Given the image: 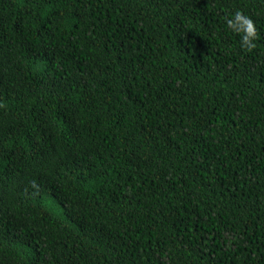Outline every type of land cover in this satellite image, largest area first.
<instances>
[{
    "label": "trees",
    "instance_id": "16d2710c",
    "mask_svg": "<svg viewBox=\"0 0 264 264\" xmlns=\"http://www.w3.org/2000/svg\"><path fill=\"white\" fill-rule=\"evenodd\" d=\"M0 264H264V0H0Z\"/></svg>",
    "mask_w": 264,
    "mask_h": 264
},
{
    "label": "clouds",
    "instance_id": "9594fccd",
    "mask_svg": "<svg viewBox=\"0 0 264 264\" xmlns=\"http://www.w3.org/2000/svg\"><path fill=\"white\" fill-rule=\"evenodd\" d=\"M225 23L229 29L240 35L241 49L250 51L255 47L257 32L251 19L236 11L230 18H226Z\"/></svg>",
    "mask_w": 264,
    "mask_h": 264
}]
</instances>
